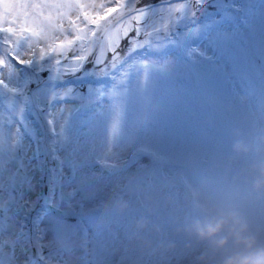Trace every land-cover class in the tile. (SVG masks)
<instances>
[{"label":"rangeland","instance_id":"1","mask_svg":"<svg viewBox=\"0 0 264 264\" xmlns=\"http://www.w3.org/2000/svg\"><path fill=\"white\" fill-rule=\"evenodd\" d=\"M145 4L114 70L17 65L0 37V264L215 261L194 228L226 214L264 244V0Z\"/></svg>","mask_w":264,"mask_h":264},{"label":"snow or ice","instance_id":"2","mask_svg":"<svg viewBox=\"0 0 264 264\" xmlns=\"http://www.w3.org/2000/svg\"><path fill=\"white\" fill-rule=\"evenodd\" d=\"M185 8L170 4L162 12L170 17ZM147 13L145 0H0V37L17 65L51 58L66 74L88 64L109 71L146 42L141 26ZM6 64L0 56V67Z\"/></svg>","mask_w":264,"mask_h":264},{"label":"clouds","instance_id":"3","mask_svg":"<svg viewBox=\"0 0 264 264\" xmlns=\"http://www.w3.org/2000/svg\"><path fill=\"white\" fill-rule=\"evenodd\" d=\"M237 150H243L237 145ZM257 173L252 187L264 192V164L255 168ZM194 232L201 241L210 242L219 254L215 261L207 256L199 258V264H264V244L247 221L238 214H226L205 223H198Z\"/></svg>","mask_w":264,"mask_h":264},{"label":"water","instance_id":"4","mask_svg":"<svg viewBox=\"0 0 264 264\" xmlns=\"http://www.w3.org/2000/svg\"><path fill=\"white\" fill-rule=\"evenodd\" d=\"M48 80H55V81H61L63 80V76L57 73H49L47 75ZM35 263V261H33ZM33 263V264H34Z\"/></svg>","mask_w":264,"mask_h":264}]
</instances>
